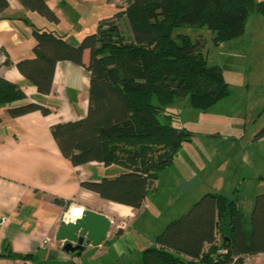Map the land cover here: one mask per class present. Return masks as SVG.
<instances>
[{
  "label": "trees",
  "instance_id": "16d2710c",
  "mask_svg": "<svg viewBox=\"0 0 264 264\" xmlns=\"http://www.w3.org/2000/svg\"><path fill=\"white\" fill-rule=\"evenodd\" d=\"M29 10L56 22L45 0H20ZM112 19L78 45L64 36L33 26L34 57L16 63L38 89L49 94L56 64H83L90 50L91 73L87 115L59 122L51 133L62 154L74 165L90 161L115 164L125 171L99 181H83L102 198L141 208L159 173L171 165L193 132L175 124L170 106L187 99L208 110L230 95L223 70L209 65L199 39L173 36L178 27L207 28L215 44L244 34L253 11L264 18V0H122ZM9 7L0 0V11ZM4 66L13 62L6 58ZM22 102L21 104H18ZM0 104L15 117L50 108L29 101L19 85L0 77ZM63 203L64 200L55 198ZM224 237L229 238L224 243ZM264 252V194L257 196L248 221L237 199L203 194L188 212L171 221L142 252L143 264H247Z\"/></svg>",
  "mask_w": 264,
  "mask_h": 264
},
{
  "label": "crops",
  "instance_id": "0c3cea01",
  "mask_svg": "<svg viewBox=\"0 0 264 264\" xmlns=\"http://www.w3.org/2000/svg\"><path fill=\"white\" fill-rule=\"evenodd\" d=\"M8 2L9 7L0 11V77L19 85L29 101L51 111L12 117L9 106L0 104V264H143L142 252L197 201L172 205L177 189L183 191L187 181L176 186L170 174H162L171 166L166 167L139 209L104 199L83 187V181L111 178L106 171L115 173L118 169L114 166L121 167L99 161L74 165L51 133L52 125L79 120L88 113L90 50L84 51L83 64L57 62L49 94H41L16 66L35 56L32 24L78 45L125 4L122 0H45L58 17L53 22L27 9L20 0ZM6 58L12 66H4ZM158 194L163 201L154 203ZM86 210L108 217L110 230L101 244L88 245L81 254L68 252L64 241L56 239L57 231ZM147 215L151 218L146 219ZM119 229L122 234H117ZM45 238H49L46 245Z\"/></svg>",
  "mask_w": 264,
  "mask_h": 264
},
{
  "label": "rangeland",
  "instance_id": "374dc122",
  "mask_svg": "<svg viewBox=\"0 0 264 264\" xmlns=\"http://www.w3.org/2000/svg\"><path fill=\"white\" fill-rule=\"evenodd\" d=\"M178 34L199 39L208 64L221 67L231 93L208 110L192 108L187 99L169 107L175 124L193 132L192 141L175 154L176 165L162 173L170 174L176 186L188 183L177 189L172 205L194 202L205 192L222 193L238 200L249 221L257 196L264 194V18L253 11L244 34L220 44L207 28L178 27L173 36ZM114 167L117 172L106 174L125 170ZM160 201L158 194L153 202ZM263 262L264 257L257 264Z\"/></svg>",
  "mask_w": 264,
  "mask_h": 264
},
{
  "label": "water",
  "instance_id": "95a60500",
  "mask_svg": "<svg viewBox=\"0 0 264 264\" xmlns=\"http://www.w3.org/2000/svg\"><path fill=\"white\" fill-rule=\"evenodd\" d=\"M111 227V220L103 214L86 210L75 221L62 224L56 234V239L64 241L63 248L68 252L81 254L86 246H97L105 241ZM119 229L117 234H122ZM229 246V238L224 237V245Z\"/></svg>",
  "mask_w": 264,
  "mask_h": 264
},
{
  "label": "built area",
  "instance_id": "2783aa9c",
  "mask_svg": "<svg viewBox=\"0 0 264 264\" xmlns=\"http://www.w3.org/2000/svg\"><path fill=\"white\" fill-rule=\"evenodd\" d=\"M81 214H83V211H81ZM48 243H49V238H45L43 241V244L46 245ZM263 257H264V252L254 254V255H250L246 258V261H249V263H251V264H254V263L257 264V263H259V261L262 260ZM247 264H248V262H247Z\"/></svg>",
  "mask_w": 264,
  "mask_h": 264
}]
</instances>
